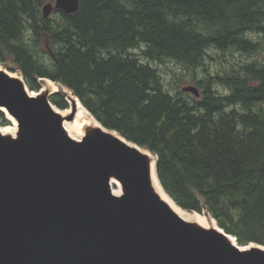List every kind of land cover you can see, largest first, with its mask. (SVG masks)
I'll list each match as a JSON object with an SVG mask.
<instances>
[{"label": "trees", "instance_id": "trees-1", "mask_svg": "<svg viewBox=\"0 0 264 264\" xmlns=\"http://www.w3.org/2000/svg\"><path fill=\"white\" fill-rule=\"evenodd\" d=\"M47 2L0 0V63L31 90L40 78L70 89L106 128L157 157L176 204L205 211L239 245L264 246V61L215 75L206 63L212 49L262 50L264 0H79L76 12L45 17ZM170 60L193 71L199 96L179 78L174 93L166 88L152 62ZM50 100L69 106L60 93Z\"/></svg>", "mask_w": 264, "mask_h": 264}, {"label": "water", "instance_id": "water-1", "mask_svg": "<svg viewBox=\"0 0 264 264\" xmlns=\"http://www.w3.org/2000/svg\"><path fill=\"white\" fill-rule=\"evenodd\" d=\"M78 8L55 0L43 12ZM4 108L18 131H0V264H264V247L178 215L152 185L156 159L138 144L101 127L72 138L47 92L30 94L23 76L0 68Z\"/></svg>", "mask_w": 264, "mask_h": 264}, {"label": "rangeland", "instance_id": "rangeland-1", "mask_svg": "<svg viewBox=\"0 0 264 264\" xmlns=\"http://www.w3.org/2000/svg\"><path fill=\"white\" fill-rule=\"evenodd\" d=\"M257 38L261 41L263 48H262V50L259 53L254 54V55H248V54H245V53H241L239 51H235L233 53H230V52H222V51H219V50L217 51V50H213L212 49L210 51V55H208L207 60H206L207 67H208V72L211 75H215L217 73H221V72L225 71L226 69L232 67L233 65H238V64H241V63L250 61L252 59H256V58H258L260 61H264V38L263 37L261 38V37H258V36H257ZM135 52H139V50L136 49ZM152 64L160 70V73L163 76V79H164V83H165L166 88L170 92H172V93H174L175 90H176V88H177V86H176V80H177V78L180 79V82H181L180 83V87L181 88L183 86L190 85V84L191 85H196V83L194 82V79H192L193 71L192 70H189V69H187L185 67H183L180 64H177L174 61H171L170 60V61H166L164 63L152 62ZM13 67H14L13 64L0 63V68L5 69L9 73H17V74H19L20 77H22V74H21V72L19 70H17V69L16 70L15 69H11ZM195 73L198 76H200V75H203L205 73V71H203L202 69H199ZM39 82H40V89H38V90H31L28 87L29 90L32 91V92H35V93L47 92V94L49 95V98H51V96L54 93H60V94L64 95L65 98L68 100L69 106L67 108H64V109L61 108V107H59V106H57L56 104H54L51 101L52 106L56 107V109L65 110L64 119H67L72 114L73 110H75V114L77 113L76 112L77 109L72 105L71 96L73 98L78 99V100H79V98L75 94H73V92L70 89L66 88L61 83L55 82V81H53V80H51L49 78H40L39 79ZM52 82H54L57 85H59L58 88L51 89V83ZM217 88L220 89V90L222 89V87H220V86L217 87ZM65 89H67V91ZM80 103L83 106L84 111H86L88 114H90L92 117H94L96 119V117L82 104L81 101H80ZM80 116L82 117V114H81V111L78 109V116H77V118L80 117ZM74 118H75V115H74L73 119ZM77 118H76V120H77ZM68 120H72V119H68ZM80 123L81 122H79V124ZM0 126H3V125L0 124ZM6 127H10L12 129H14L13 128L14 127V124L13 123H9V124H7ZM17 131H18V127H17V130L15 132V135H16ZM85 134H86V131H85ZM199 214L200 215H204V217H206V221H207L208 218H213L208 213H206L205 211L202 212V213L199 212ZM216 224H217V222H216ZM220 229H222V228H220ZM256 245H259L261 247H264L263 245L256 244V243H250V244L244 245V246L252 247V246H256ZM240 246H243V245H240Z\"/></svg>", "mask_w": 264, "mask_h": 264}, {"label": "bare ground", "instance_id": "bare-ground-1", "mask_svg": "<svg viewBox=\"0 0 264 264\" xmlns=\"http://www.w3.org/2000/svg\"><path fill=\"white\" fill-rule=\"evenodd\" d=\"M13 76H19V74L17 73H10ZM20 77V76H19ZM50 84V83H49ZM59 85H57L56 83L52 82L51 83V89L54 88H58ZM63 88V87H62ZM64 89V88H63ZM67 91V89H65ZM30 94L32 95H37V93L30 91ZM70 96V95H69ZM72 99V105L77 109V113L75 114V118L72 120H68L65 119L64 120V128L67 131V133L74 139L76 140H80L83 138V136L85 135V131L88 127H101L106 131H110L109 129L104 128V126H102V124L97 121L94 117H92L90 114H88L86 111H84L83 106L81 105L80 101L76 98H73L71 96ZM54 110H56L57 112H59L62 116L65 115V110H60V109H56V107H54ZM78 109L81 111L82 117H78ZM5 110V108H4ZM6 115L8 117H10L11 119V123L14 124V129L10 128V127H6V126H0V131L2 133H6V134H11V135H15V132L17 130V121L14 117H12L10 114H8L7 110H5ZM77 118V120H76ZM81 122L79 124V122ZM112 133L118 135L120 138H122L124 141H126L128 144L130 145H134L137 146L136 144H133L127 140H125L122 135L111 131ZM138 148L144 152L150 155V157H152V159H156V156L153 155V153H151L149 150L144 149L140 146H138ZM152 165L154 167V162H152ZM152 185L155 189V191L160 195V197L166 201L170 207L176 212L178 213V215H180L183 219H185L186 221H190V222H195L198 223L199 225H202L205 228H215L218 229L220 231H222L219 226L216 224V220L213 218H208L206 221V217H204V215H200L199 212L196 211H190V210H186L182 207H180L178 204H176L173 199L165 192L164 188L161 186L160 182L157 179V176L155 174V171L152 172ZM116 186V187H115ZM112 188L114 190V193L119 195L122 191L121 189V183L117 180V179H112ZM206 221V222H205ZM228 237L230 238V240L235 244V238L231 235H228ZM247 247V246H246ZM249 247V246H248Z\"/></svg>", "mask_w": 264, "mask_h": 264}]
</instances>
